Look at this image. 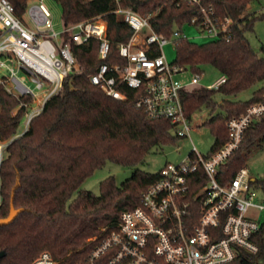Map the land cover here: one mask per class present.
<instances>
[{
  "label": "trees",
  "instance_id": "16d2710c",
  "mask_svg": "<svg viewBox=\"0 0 264 264\" xmlns=\"http://www.w3.org/2000/svg\"><path fill=\"white\" fill-rule=\"evenodd\" d=\"M9 1L16 14L23 16L29 0ZM55 1L62 6L64 26L102 16L108 25L111 51L101 60L98 41L71 44L78 71L65 80L61 91L48 100L23 134L19 131L22 99L0 85V142L7 143L0 164V219L7 218L12 207L24 209L13 223L0 227V252H6L0 264H31L43 252H49L58 264H90V254L103 229L116 227L123 212L140 205L142 194L158 180L160 172L136 169L120 185L110 176L101 182L99 195L82 189L85 180L107 162L138 167L152 150L181 139L170 120L154 119L137 110L134 92L126 90L127 101L115 100L93 85L91 76L103 63H122L118 46L129 42L133 30L115 13L118 8L150 17L154 30L166 37L188 24L196 8L185 0ZM254 1L202 0L206 6L213 5L219 16L235 21L232 37L203 44L180 39L176 46L175 64L201 77L203 68L212 66L227 77L219 90L195 86L183 95L190 120L203 108L212 113L220 109L204 124L215 137L212 152L227 142L230 119L245 115L250 106L264 101V47L262 53L257 52L247 37L262 19L246 12ZM257 85L261 87L248 101L217 102L218 95L237 96ZM263 148L264 116L249 126L239 150L220 170V182H232L247 168L254 152ZM252 179V186L264 192V179ZM255 240L257 253L242 251L227 264H264V224Z\"/></svg>",
  "mask_w": 264,
  "mask_h": 264
},
{
  "label": "built area",
  "instance_id": "2783aa9c",
  "mask_svg": "<svg viewBox=\"0 0 264 264\" xmlns=\"http://www.w3.org/2000/svg\"><path fill=\"white\" fill-rule=\"evenodd\" d=\"M185 1L196 8V14L170 37L158 34L150 17L118 8L115 13L133 30L129 42L118 46L122 63H103L91 76L92 84L115 100L127 101L126 90L134 92L137 110L154 119L170 120L181 138L192 129L183 95L200 86L202 77L193 74L189 83L179 80L188 71L168 61L164 46L172 39L175 48L180 39L190 40L183 32L186 25L197 27L210 40H230L235 25L231 18L219 16L213 5ZM91 40L98 41L99 58L106 60L111 42L102 16L57 32L47 0H29L21 17L9 0H0V85L22 99L21 134L78 71L71 44L87 45ZM226 82L222 75L207 88L219 90ZM262 116L264 101L227 122L228 140L218 150L205 156L194 147L182 162L167 163L142 194L140 205L123 212L116 227L103 229L90 264H227L242 251L257 253L255 237L264 224V200L252 186L248 168L227 185L220 182L219 173L239 150L252 122ZM6 147L7 143L0 142V164ZM1 203L0 175V207ZM31 264L58 262L43 252Z\"/></svg>",
  "mask_w": 264,
  "mask_h": 264
},
{
  "label": "rangeland",
  "instance_id": "374dc122",
  "mask_svg": "<svg viewBox=\"0 0 264 264\" xmlns=\"http://www.w3.org/2000/svg\"><path fill=\"white\" fill-rule=\"evenodd\" d=\"M49 9L53 15L54 27L57 32H62L64 22L62 18V6L55 0H47ZM247 14H255L262 19H258L255 23V31L248 33L247 37L252 47L259 53H262L264 47V0H256L250 4L246 10ZM184 34L190 41L203 44L209 42L210 39L204 37L200 30L195 26L186 25L183 29ZM164 52L168 61L174 62L176 58V48L173 44V39L170 43L164 46ZM221 73L212 66H205L203 68V75L200 79L199 85L202 87H209L215 83L220 77ZM193 78V74L188 71L184 76L179 77L183 83H189ZM261 85L254 86L253 88L232 97L217 96V102L221 103L224 99L231 101H248L253 93L258 90ZM220 109L218 108L215 113H212L208 108H203L197 112L192 119L191 131L187 137L179 139L175 144H169L163 148H156L150 152L146 157L145 162L138 167H124L112 162H107L102 168L97 169L89 178L85 180L82 189L93 192L99 195L101 192L100 184L103 180L110 176H114L117 183L120 185L128 178H130L136 169L143 170L147 173L160 172L167 163H179L185 160L188 155L193 151L194 147L198 153L202 155H209L215 145V137L211 129L204 124L212 119ZM23 122L20 126V132L23 131ZM6 153L3 152V157ZM252 178L264 179V148L263 150L255 151L253 156L247 162ZM259 199L264 200V192L260 189H255ZM76 197V194L73 198Z\"/></svg>",
  "mask_w": 264,
  "mask_h": 264
},
{
  "label": "water",
  "instance_id": "95a60500",
  "mask_svg": "<svg viewBox=\"0 0 264 264\" xmlns=\"http://www.w3.org/2000/svg\"><path fill=\"white\" fill-rule=\"evenodd\" d=\"M254 181V179H253ZM24 211V209H15L14 207L11 208L10 214L7 218L0 219V227L7 226L11 223H13L16 218ZM6 256L5 251L0 252V259L4 258Z\"/></svg>",
  "mask_w": 264,
  "mask_h": 264
}]
</instances>
